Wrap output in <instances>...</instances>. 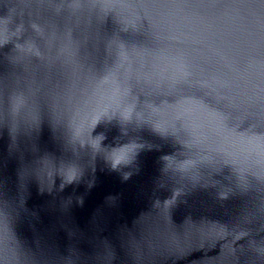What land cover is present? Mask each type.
Returning a JSON list of instances; mask_svg holds the SVG:
<instances>
[{"label": "water", "instance_id": "obj_1", "mask_svg": "<svg viewBox=\"0 0 264 264\" xmlns=\"http://www.w3.org/2000/svg\"><path fill=\"white\" fill-rule=\"evenodd\" d=\"M71 5L0 0V204L22 250L36 264H264V0ZM118 85L145 120L92 128ZM89 132L140 145L133 164L93 160ZM62 162L84 169L63 189Z\"/></svg>", "mask_w": 264, "mask_h": 264}, {"label": "clouds", "instance_id": "obj_2", "mask_svg": "<svg viewBox=\"0 0 264 264\" xmlns=\"http://www.w3.org/2000/svg\"><path fill=\"white\" fill-rule=\"evenodd\" d=\"M90 3L92 6H95L97 3H99L101 7L104 8V0H90ZM71 6L73 9H79L81 7V0H72ZM17 31H19V29ZM5 33L6 30L3 29V33L2 35H0V44H3L8 39ZM32 49L33 46L29 44L28 50L31 51ZM36 54L39 55V52L37 51ZM116 91L117 94L119 95V102L114 107L112 106L108 107L106 111L102 112L99 116H97L95 118V123L92 126V128L95 127V125L101 119V117L109 116V119H111V115H116V114H119V117L121 118L122 122H131L133 120L140 122L145 120L143 111L141 109H138L137 107V98L135 100L132 98L133 95L131 94V90L130 89L124 90L122 89V87L118 85ZM22 105H23V101L19 104L18 108ZM28 116L32 118L30 113L28 114ZM90 132L88 133V136H90ZM90 138L91 140H96L97 138H99L98 143L93 144L89 140H85L83 143H81L79 140L78 141L82 145L85 142L90 144L93 153V160L95 159V155L97 153L103 152L105 154L104 158L107 164L109 165L110 170L112 171H120L122 167L132 165L136 155L138 154V149L141 147L137 143L132 142L124 145H119L111 149H107V148H103L101 145V141L104 139L103 135L95 138H92L90 136ZM162 159H164L167 162L165 170H167L168 168L177 169L181 173L187 175L194 182L200 179V176L195 171L196 163L192 168L189 169L174 168V167H170V161L171 160L176 161L173 157L165 156ZM200 160H209V159H200ZM183 162H179V163H183ZM55 174H58L61 177L60 187L61 189H63V187L66 185L72 184L74 182H79L84 175V169L81 165L75 162L67 163V164L62 162L59 165V167L52 165L51 176H50L51 182ZM131 174H132L131 172H124L122 173V178L124 180H127L128 178H130ZM46 175L47 178L49 179L47 172ZM92 184L93 181H89L88 186L91 187ZM221 195L223 196L225 194L222 193ZM80 202L82 203V200ZM168 202L169 201H166L165 204ZM12 220H13L12 213L9 210L7 204L6 203L0 204V264H36V261L22 250L19 241L16 239L13 233L11 227ZM69 262L70 264H72L71 260L68 261V264Z\"/></svg>", "mask_w": 264, "mask_h": 264}]
</instances>
